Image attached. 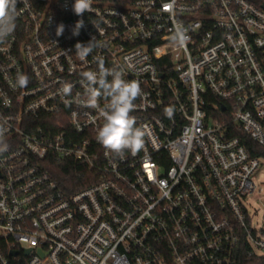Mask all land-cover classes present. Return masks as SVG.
I'll list each match as a JSON object with an SVG mask.
<instances>
[{
	"label": "built area",
	"instance_id": "2783aa9c",
	"mask_svg": "<svg viewBox=\"0 0 264 264\" xmlns=\"http://www.w3.org/2000/svg\"><path fill=\"white\" fill-rule=\"evenodd\" d=\"M74 3L18 0L0 43V264H264V215L249 211L264 158L242 143L264 145V0H92L82 16ZM93 39L81 61L75 45ZM100 60L140 83L136 154L107 152L82 103ZM65 160L87 185L59 182Z\"/></svg>",
	"mask_w": 264,
	"mask_h": 264
},
{
	"label": "clouds",
	"instance_id": "9594fccd",
	"mask_svg": "<svg viewBox=\"0 0 264 264\" xmlns=\"http://www.w3.org/2000/svg\"><path fill=\"white\" fill-rule=\"evenodd\" d=\"M18 0H0V43L5 42L15 29L17 18ZM174 4V0H173ZM92 0H75L74 13L82 16L91 10ZM171 10V5L169 6ZM84 27V21L76 22L73 35H78ZM64 27H57L56 35L63 34ZM188 29L182 24L174 26L171 42L177 47H185L189 41ZM94 39L87 44L77 43L75 53L81 61L93 51ZM98 71H85L82 78L86 81L85 99L83 105L92 109H99L104 123L98 128L96 139L103 148L115 157H123L125 153L136 154L145 143L146 132L143 127L136 126V120L131 115L135 109V101L142 95L140 83L136 80H126L123 74L116 69L104 67L103 61H99ZM111 77L109 80L108 78ZM29 78L23 73H17L15 86L25 88ZM72 94V85L65 83L61 88V95L69 97ZM108 100L103 107L100 106V98ZM168 118L174 115V108L167 107L164 110ZM8 150L5 139V125L0 123V153Z\"/></svg>",
	"mask_w": 264,
	"mask_h": 264
},
{
	"label": "trees",
	"instance_id": "16d2710c",
	"mask_svg": "<svg viewBox=\"0 0 264 264\" xmlns=\"http://www.w3.org/2000/svg\"><path fill=\"white\" fill-rule=\"evenodd\" d=\"M242 143L248 147V151L257 157L264 158V145H260L255 140H252L248 135H242ZM52 171L59 182L67 189L72 190L88 184L85 176L87 170L72 160H65L57 163L52 168Z\"/></svg>",
	"mask_w": 264,
	"mask_h": 264
},
{
	"label": "rangeland",
	"instance_id": "374dc122",
	"mask_svg": "<svg viewBox=\"0 0 264 264\" xmlns=\"http://www.w3.org/2000/svg\"><path fill=\"white\" fill-rule=\"evenodd\" d=\"M264 165V162H263ZM260 185L258 192L251 196V204L249 206L250 214L254 215L255 219H261L264 215V166L261 170Z\"/></svg>",
	"mask_w": 264,
	"mask_h": 264
}]
</instances>
